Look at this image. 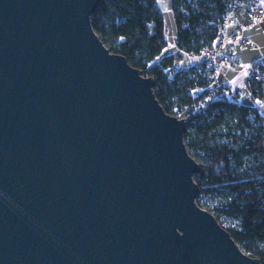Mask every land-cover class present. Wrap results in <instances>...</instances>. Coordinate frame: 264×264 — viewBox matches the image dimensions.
<instances>
[{
  "label": "water",
  "instance_id": "95a60500",
  "mask_svg": "<svg viewBox=\"0 0 264 264\" xmlns=\"http://www.w3.org/2000/svg\"><path fill=\"white\" fill-rule=\"evenodd\" d=\"M98 3L0 0V264H261L196 203L185 121Z\"/></svg>",
  "mask_w": 264,
  "mask_h": 264
},
{
  "label": "trees",
  "instance_id": "16d2710c",
  "mask_svg": "<svg viewBox=\"0 0 264 264\" xmlns=\"http://www.w3.org/2000/svg\"><path fill=\"white\" fill-rule=\"evenodd\" d=\"M242 4L246 3L172 0V47L157 0H99L90 23L111 53L153 78V92L164 111L184 118L183 135L201 160L193 175L198 192L225 198L215 207L214 217L235 220L233 228L220 225L245 253L264 264V115L241 103L237 94L213 89L215 75L204 61L175 67L177 49L178 57L181 52L201 56L220 34L224 16ZM248 88L252 100H264L263 80L250 77ZM252 112L257 126L249 122Z\"/></svg>",
  "mask_w": 264,
  "mask_h": 264
},
{
  "label": "crops",
  "instance_id": "0c3cea01",
  "mask_svg": "<svg viewBox=\"0 0 264 264\" xmlns=\"http://www.w3.org/2000/svg\"><path fill=\"white\" fill-rule=\"evenodd\" d=\"M261 2L264 8V0H261ZM244 9L245 4H242L236 12H233V14L236 17L237 23L242 28L244 35L250 39V44L247 46H224L222 49V56L225 59V63L220 67L218 73L214 76L213 84L220 81H227L229 83V91L233 95L237 94L239 100L247 99L245 103H241L249 104L250 101L253 100L248 88V81L252 75L251 73L254 71L259 57L264 54V19L260 21L253 19L244 13ZM164 23L167 36L168 34L172 36V46H175L174 38L176 35V30L173 31V26L168 16L166 18L164 15ZM233 28V23L225 22L220 29V34L231 33ZM179 53L180 50L177 49L175 52V67L178 68H188L189 66L194 65L197 59L201 58L200 56L188 55L182 52L181 56L178 57ZM241 76L245 77V86L247 88V92L243 96L244 98H240L241 93L238 90L239 82L242 80Z\"/></svg>",
  "mask_w": 264,
  "mask_h": 264
},
{
  "label": "built area",
  "instance_id": "2783aa9c",
  "mask_svg": "<svg viewBox=\"0 0 264 264\" xmlns=\"http://www.w3.org/2000/svg\"><path fill=\"white\" fill-rule=\"evenodd\" d=\"M243 1L244 3H246L244 13L258 21L264 19V8L261 0ZM223 21L224 23L227 22L234 24L232 32L228 34H219L215 38L212 46L204 49L201 54L203 61L208 65V67L213 70L214 75L218 73L220 67L225 63V59L222 56V49L224 48V46H247L248 44H250V39L244 35L242 28L237 23L236 17L232 12H229L226 16H224ZM251 78L254 80L261 79L264 81V54L259 57L258 62L254 68V72L251 75ZM212 88H222L221 94H224L226 90H230L229 83L227 81H220L218 83H214L212 85Z\"/></svg>",
  "mask_w": 264,
  "mask_h": 264
},
{
  "label": "rangeland",
  "instance_id": "374dc122",
  "mask_svg": "<svg viewBox=\"0 0 264 264\" xmlns=\"http://www.w3.org/2000/svg\"><path fill=\"white\" fill-rule=\"evenodd\" d=\"M171 2H172V0H157L158 6L162 10V12L166 16V18L168 16V18L170 19L171 24L173 26V31H175V25L173 23V16H172V9H171ZM168 31H169V29H168ZM168 41L169 42H172V36L170 34H168ZM170 46L172 47V43H170ZM200 57L201 58H199V59H197L195 61V64H198L199 65V64L203 63L202 55ZM207 68H208V66H207ZM229 72H231V71H229ZM239 78H240V76H239ZM241 79L243 81L241 80L239 82L238 90L241 93L240 94V98H244L243 96L246 94L247 88L245 86V77L244 76H241ZM239 101L245 103L247 101V99H240ZM249 104H250V106L257 107L259 109V111L264 115V100H258V99H256V100L250 101ZM176 117L182 118L180 116H176ZM248 119H249V122L253 126H257L258 125V123H257V121L255 119V116H254V113L253 112L248 115ZM185 129L186 128H184V130ZM184 137H185L187 151L189 152V154L194 158V160L197 163H201L200 158L194 153V151L192 150V148L189 146V139H188V137L187 136H184ZM197 198H198L199 203L202 205V207L204 209H207L208 211H210L213 215L215 213L214 212L215 207L217 205H219L225 199V198H223V196H220V195L206 196V195H203L200 192L197 193ZM218 221L225 228H233L235 226V220L230 219V218H220Z\"/></svg>",
  "mask_w": 264,
  "mask_h": 264
}]
</instances>
